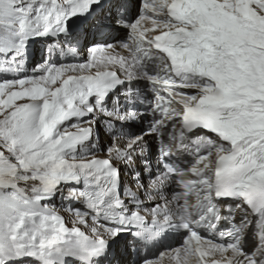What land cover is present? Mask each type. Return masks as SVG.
<instances>
[{
    "label": "snow or ice",
    "instance_id": "6c2138e0",
    "mask_svg": "<svg viewBox=\"0 0 264 264\" xmlns=\"http://www.w3.org/2000/svg\"><path fill=\"white\" fill-rule=\"evenodd\" d=\"M0 264H264V0H0Z\"/></svg>",
    "mask_w": 264,
    "mask_h": 264
},
{
    "label": "bare ground",
    "instance_id": "6f19581e",
    "mask_svg": "<svg viewBox=\"0 0 264 264\" xmlns=\"http://www.w3.org/2000/svg\"><path fill=\"white\" fill-rule=\"evenodd\" d=\"M105 138H106V137H105ZM106 139H107V138H106ZM106 139H105V140H106Z\"/></svg>",
    "mask_w": 264,
    "mask_h": 264
},
{
    "label": "rangeland",
    "instance_id": "374dc122",
    "mask_svg": "<svg viewBox=\"0 0 264 264\" xmlns=\"http://www.w3.org/2000/svg\"><path fill=\"white\" fill-rule=\"evenodd\" d=\"M106 139V138H105Z\"/></svg>",
    "mask_w": 264,
    "mask_h": 264
}]
</instances>
